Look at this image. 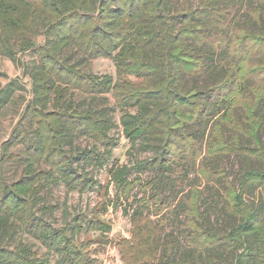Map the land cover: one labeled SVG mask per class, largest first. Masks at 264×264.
<instances>
[{
  "label": "trees",
  "instance_id": "1",
  "mask_svg": "<svg viewBox=\"0 0 264 264\" xmlns=\"http://www.w3.org/2000/svg\"><path fill=\"white\" fill-rule=\"evenodd\" d=\"M70 50L82 61L112 60L115 81L82 72ZM27 51L37 54L26 113L35 138L23 155L11 152L16 130L1 144V242L14 243L21 230L58 264H100L90 242L75 237L86 218L54 227L44 216L55 207L41 198L50 186L89 192L97 184L83 166L106 160L67 151L74 135L112 141L110 109L78 111L77 91L111 94L127 143L151 153L132 166L150 170L147 180H127L126 166L108 172L125 200L138 193L131 237L117 245L122 264H264V0H0V55L15 62ZM11 86L0 88V108ZM7 162L23 167L11 183ZM254 192L259 202L245 198ZM100 215L86 232L108 227ZM168 225L176 235H163ZM0 264L50 263L20 243L0 244Z\"/></svg>",
  "mask_w": 264,
  "mask_h": 264
},
{
  "label": "rangeland",
  "instance_id": "2",
  "mask_svg": "<svg viewBox=\"0 0 264 264\" xmlns=\"http://www.w3.org/2000/svg\"><path fill=\"white\" fill-rule=\"evenodd\" d=\"M190 1L195 7L199 4V0ZM45 41L44 36L36 39L38 46L44 45ZM65 54L70 57L71 63L79 64L78 67L82 72H88L96 77L108 75L115 81L112 60L99 58V60L95 61H82L74 50L66 51ZM36 56L37 54L34 51H27L23 54L18 53L15 57L16 61L11 62L0 55V88L8 83H12L7 104L0 108V157L3 153L1 144L11 140L14 130L20 134V138L14 145L12 153L23 155L29 144L34 141L33 126L26 113L34 102L30 71L37 64ZM68 99L69 94L66 95L65 101L67 102ZM73 100L77 103V110L81 112L99 111L105 107L110 109L108 114L111 115L110 117L114 123L110 131L112 141L107 146H101L95 145L92 140L78 135H74L70 139L67 151L75 159L84 151L93 150L101 157L103 155V159L105 158L106 160L101 164L90 160L83 166L84 172L88 177H92L93 181L97 184L92 186L89 192H68L63 185L46 187L41 193L43 204L44 206L55 207V210L46 213L44 219L53 224L54 227H60L63 224L72 226L75 223V217L84 216L86 220L81 222V230L75 235L77 241L82 242L86 240L90 242L89 254L92 258L99 261L100 264H122L119 246L117 245L121 239H129L131 237L130 215L135 207L133 199L138 196V193L134 189L130 197L125 200L120 195V191L116 192L112 182L110 184L108 172L113 165L132 168L135 160L149 159L151 153L141 150L139 144L132 146L127 143L119 126L120 115L114 105L111 94L92 97L75 91ZM77 163L80 164L78 160H75L74 165L78 166ZM238 165V162L235 160L229 163L227 165L229 173L233 175ZM130 173L127 180H132L135 177L147 180L153 176L152 172L148 169L136 171L132 168ZM22 174L23 167L17 162H7L3 166V176L6 183L15 181ZM193 179L194 174L191 173L189 181ZM116 196L118 199H116ZM245 198L248 201L251 199L255 202H259L260 200L258 192H254ZM93 212H100V221L102 224L108 225V227H104L100 231H90L89 233L86 230ZM164 230L163 235L167 233H174L176 235L171 225L166 226ZM20 243L32 248L40 258H47L50 264H58V257L55 253L42 248L38 241L29 238L21 230L17 231L14 243L8 244L6 241H0L1 245L7 244L11 248Z\"/></svg>",
  "mask_w": 264,
  "mask_h": 264
}]
</instances>
